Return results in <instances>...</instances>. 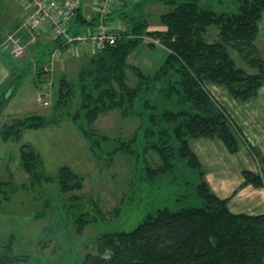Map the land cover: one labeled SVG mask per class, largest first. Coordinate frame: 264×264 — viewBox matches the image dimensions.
Masks as SVG:
<instances>
[{
  "label": "trees",
  "instance_id": "trees-1",
  "mask_svg": "<svg viewBox=\"0 0 264 264\" xmlns=\"http://www.w3.org/2000/svg\"><path fill=\"white\" fill-rule=\"evenodd\" d=\"M153 2L169 7L159 16L164 24L161 30H146L144 8ZM221 5L226 8L215 9ZM263 12L264 0L122 1L106 19L121 21L126 29L119 32L113 44L96 48L77 70L75 80L63 74L58 78L52 113L26 115L2 127L3 138L17 139L23 128L58 125L66 118L76 125L91 151H102V144L111 139L98 133L94 123L100 114L116 109L122 118L140 121L133 134L116 141L105 152L107 155L124 154L144 161L140 182H163L166 178L168 183L183 180L187 184L186 172H192L191 189L179 192L172 206L147 211L131 229L101 234L96 251L75 264H264V212H231L228 199L217 196L208 185L190 146L195 138H215L233 153L242 142L259 163V171L242 170L241 184L264 188V156L239 134L209 87L225 88L239 103L249 101L264 87V60L254 43ZM96 22V16L88 19L79 8L69 22L68 32L80 33ZM212 33L214 37L210 38ZM145 35L168 50L152 73L127 62ZM27 47L32 49L33 57L20 70L11 69V80L0 95V112L30 74L34 73V84L38 86L41 75L49 73L46 66L54 50L66 48L59 39ZM230 50L246 65H239ZM148 151H154L159 162L151 158L150 164L143 156ZM20 161L32 185L56 181L60 194L81 187V177L67 165L60 166L55 176L44 175L40 155L29 145L21 146ZM9 184L0 180V197L3 186ZM82 205L64 204L63 218L47 225L46 235L63 230L69 222L81 231L88 222ZM25 258L13 254L10 242L0 244V264Z\"/></svg>",
  "mask_w": 264,
  "mask_h": 264
},
{
  "label": "rangeland",
  "instance_id": "rangeland-1",
  "mask_svg": "<svg viewBox=\"0 0 264 264\" xmlns=\"http://www.w3.org/2000/svg\"><path fill=\"white\" fill-rule=\"evenodd\" d=\"M4 1H0V42L12 30L6 22L7 17L11 16L10 0ZM225 8L224 5L215 7L216 10ZM231 8L228 6V9ZM168 9L167 5L159 2L144 8L146 30L163 29L159 14ZM213 33L210 38L214 37ZM145 36L140 45L128 55L127 62L138 66L143 72H153L163 62L168 50L161 44L150 46ZM254 43L258 55L264 60V12L258 21ZM230 52L236 56L239 65H246L236 52ZM32 57V49L28 47L23 56L14 57L9 47L0 46V95L11 80V69L20 70ZM89 57L87 54L76 58L64 50L62 55L52 61L53 74L50 70L48 74H42L38 86L34 84V73L26 77L0 112V130L26 115H50L58 78L63 74L75 80L78 68ZM147 62L152 63L149 65ZM127 74L129 80L133 81L131 71L127 70ZM209 87L237 125L239 134L246 139L242 127L236 122L238 116H234L233 100L227 90L221 86ZM39 92L46 96L39 99ZM42 101H47V104ZM245 104L253 109H264V89L248 103L238 106L242 108ZM261 117L264 122V115ZM139 121L135 117L122 118L116 109L100 114L94 127L111 141L102 144V151L94 152L89 149L76 125L66 118L58 125L49 123L38 128H23L17 139H5L0 134V180L10 182L3 186V195L0 197V244L10 242L13 254L26 256L25 260L10 264H75L87 253L96 251L97 238L101 234L116 229H131L147 211L166 204L172 206L179 192L191 189L192 172L186 170L187 184H183V180L175 184L168 183L166 178L163 182H140L139 175L144 161H137L130 155L110 156L105 153L111 150L116 141L129 138ZM23 144L38 152L44 175L55 176L60 166L67 165L81 177V187L60 194L56 181L43 180L32 185L29 174L21 166L20 148ZM253 146L257 147L256 144ZM248 153L254 161L255 172L259 171V163L249 150ZM143 156L149 163L151 158L153 162H159L154 151H148ZM71 202L83 204L82 209L87 212L84 217L88 219L87 224L78 231L69 222L63 230L46 235L44 228L62 219L61 207Z\"/></svg>",
  "mask_w": 264,
  "mask_h": 264
},
{
  "label": "crops",
  "instance_id": "crops-1",
  "mask_svg": "<svg viewBox=\"0 0 264 264\" xmlns=\"http://www.w3.org/2000/svg\"><path fill=\"white\" fill-rule=\"evenodd\" d=\"M93 1L94 0H79L81 11L85 15V17L93 16ZM122 1L130 3L137 0ZM4 2H6V0ZM150 4L151 3L147 4L146 7L150 6ZM10 8L11 16L7 17L6 22L11 29V27L13 28L22 19L23 15L26 12V8L16 0H10ZM111 23L118 27L120 31H124L126 29V25L121 21H112ZM144 39L148 41V44L150 46L159 44L157 40L151 38L148 35L145 36ZM49 40L50 33L49 29H47L46 27L39 33L35 41L37 44H42ZM70 54L77 58L80 55H91L93 54V52L90 48L84 49L80 46L77 52ZM151 63L152 62H147L146 64L150 65ZM263 89L264 87H261L258 90V94ZM232 100L233 102H231V104L234 110V116H238L236 117V119L238 120H236L237 124L242 127L246 139L253 145L256 144L257 147L261 150L262 154H264V122L261 117L262 115H264V109H253L249 107L248 104H245L244 106H242V108H240V105L238 106V104L241 103L236 102L233 98ZM190 146L200 160V163L205 172L204 177L208 185L217 196L228 199L227 205L231 212L246 214H259L264 212V188L254 186L252 184H241L243 181L242 170H256L253 164L254 161H252L248 150L242 142H239L238 150L233 153L229 152L226 149L222 141L215 138H195L190 141Z\"/></svg>",
  "mask_w": 264,
  "mask_h": 264
},
{
  "label": "built area",
  "instance_id": "built-area-1",
  "mask_svg": "<svg viewBox=\"0 0 264 264\" xmlns=\"http://www.w3.org/2000/svg\"><path fill=\"white\" fill-rule=\"evenodd\" d=\"M16 1L26 8V12L0 42V46L9 47L14 57L23 56L25 48L33 43L46 27L49 29L50 39H59L66 46L64 50H68L69 53L77 52L80 46L84 49L90 48L94 53L102 44H113L119 37L120 30L106 17L112 10L119 8L122 0H94L92 17L96 16L97 22L76 34H70L68 26L80 8L79 0ZM86 18L91 19L89 16ZM64 50L55 49L46 68L51 70L52 61L62 55ZM45 96V93L39 92V99ZM42 103L47 104V101Z\"/></svg>",
  "mask_w": 264,
  "mask_h": 264
}]
</instances>
